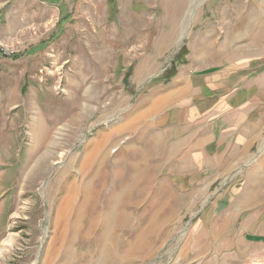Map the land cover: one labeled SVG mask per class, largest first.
<instances>
[{
  "label": "rangeland",
  "instance_id": "1",
  "mask_svg": "<svg viewBox=\"0 0 264 264\" xmlns=\"http://www.w3.org/2000/svg\"><path fill=\"white\" fill-rule=\"evenodd\" d=\"M234 1L251 0H171L162 9H142L140 2L121 9L116 0H97L96 8L53 25H34L25 8L3 12L0 264H196L193 249L210 214L224 204L217 199L225 187L217 180L202 184L208 177L200 169L192 172L197 183L184 184L166 157L157 159L154 145L144 147L153 128L140 129L139 118L131 119L189 52L204 47V61L214 70L222 61L219 52L232 53L234 10L224 5ZM257 14L262 17L264 9ZM46 127L52 129L44 138ZM101 133L106 145L92 161L89 150ZM73 178L105 181L89 203L99 210L109 206L114 188L129 185V216L121 231L109 224L99 243L95 236L75 240L70 229L62 231L56 205L62 184Z\"/></svg>",
  "mask_w": 264,
  "mask_h": 264
},
{
  "label": "crops",
  "instance_id": "2",
  "mask_svg": "<svg viewBox=\"0 0 264 264\" xmlns=\"http://www.w3.org/2000/svg\"><path fill=\"white\" fill-rule=\"evenodd\" d=\"M96 1L0 0V16L25 8L34 25H53L74 19L77 10L96 8ZM116 1L121 9L133 2L162 9L171 0ZM224 8L234 10L232 53L219 52L222 61L214 70L204 61V47L189 52L131 120L139 118L140 129L153 128L144 147L154 145L157 159L166 157L184 184L197 183L192 172L200 169L208 177L202 184L217 180L225 187L217 199L224 204L210 214L193 249L196 264H264V15L257 14L264 0L234 1Z\"/></svg>",
  "mask_w": 264,
  "mask_h": 264
},
{
  "label": "bare ground",
  "instance_id": "3",
  "mask_svg": "<svg viewBox=\"0 0 264 264\" xmlns=\"http://www.w3.org/2000/svg\"><path fill=\"white\" fill-rule=\"evenodd\" d=\"M81 77V76H80ZM82 80V79H81ZM78 84V81H77ZM80 84V83H79ZM69 98V97H68ZM69 100V99H68ZM67 104V103H66ZM65 105V104H64ZM66 106V105H65ZM74 106V104H73ZM72 107V106H71ZM77 107V106H76ZM62 110V108H61ZM64 111V110H63ZM55 113V111H54ZM63 113V112H62ZM62 113H60L61 115H63ZM56 114V113H55ZM66 114L67 111H66ZM65 114V115H66ZM72 114V113H71ZM59 115V114H58ZM55 116V115H54ZM71 115H69L70 117ZM64 118V117H62ZM57 120V119H56ZM125 120H123L122 122H124ZM57 122V121H55ZM131 122V121H130ZM127 123V122H126ZM126 123L124 125H122V129L124 130L126 127ZM129 123V122H128ZM54 126V125H53ZM52 129V127H51ZM51 129H49V127L43 129L42 132V136L44 138H47L51 132ZM114 132V131H113ZM116 132V131H115ZM118 133V132H117ZM102 136L100 138H98V140L93 142V149L89 150V158H92V161H94L95 156L99 154V151L101 152V146L103 145V143L105 144L106 142H104V138L105 137L103 135V133H101ZM40 135V133H39ZM38 135V136H39ZM98 135V134H97ZM37 136V138H39ZM109 138V137H108ZM107 138V139H108ZM97 139V138H96ZM100 139V140H99ZM94 140V139H93ZM106 140V139H105ZM108 142V140H107ZM108 144V143H107ZM106 145V144H105ZM91 146V145H90ZM105 147V146H104ZM103 151V150H102ZM125 152V151H124ZM124 154V153H123ZM102 155V154H101ZM140 155V154H139ZM118 156V155H117ZM86 157V156H85ZM138 157V155H136V158ZM125 159V158H124ZM134 159V158H133ZM140 159V158H139ZM142 159V158H141ZM109 160V159H108ZM116 160V159H115ZM126 160V159H125ZM138 160V159H137ZM87 161V159H86ZM84 161V162H86ZM113 161V160H112ZM124 161V160H123ZM135 161V160H134ZM142 161V160H141ZM115 163V162H114ZM119 163V162H118ZM117 163V164H118ZM127 163V162H125ZM130 163V162H129ZM128 164V163H127ZM137 164V163H136ZM120 165V164H119ZM129 165V164H128ZM133 165V164H132ZM90 166V165H89ZM92 166V165H91ZM90 166V167H91ZM100 166V165H99ZM103 166H104V162H103ZM89 167V168H90ZM118 167V166H117ZM121 167V166H119ZM125 167V165H124ZM129 167V166H128ZM131 167V166H130ZM134 167V166H133ZM143 167V164H142ZM82 168L84 170V168H88L87 166L82 165ZM137 168V167H136ZM154 168V167H153ZM81 169V168H80ZM100 169V168H99ZM98 169V170H99ZM125 169V168H123ZM131 169V168H130ZM101 170V169H100ZM134 170V169H133ZM140 170V169H139ZM125 171V170H124ZM153 171V170H151ZM82 173H84L83 171H81ZM89 172V171H88ZM99 172V171H98ZM114 172V171H113ZM149 172V171H148ZM103 173V172H102ZM155 173V171H154ZM96 174V173H95ZM100 174V173H99ZM104 174V173H103ZM134 174V173H131ZM108 175V173L106 174ZM121 175V174H120ZM86 176V175H85ZM84 176V177H85ZM98 176V175H97ZM104 176V175H103ZM122 176V175H121ZM132 176V175H129ZM128 176V177H129ZM139 176V175H138ZM141 176V175H140ZM107 177V176H106ZM105 177V178H106ZM109 177V176H108ZM113 177V176H112ZM148 177V176H147ZM155 177V175H154ZM83 178V177H82ZM96 178V177H95ZM114 178V177H113ZM120 178V176H119ZM132 178V177H131ZM140 178V177H138ZM76 179V178H75ZM73 178V180H70L64 184H62V187L65 186V190L62 192V195L60 196L59 200L57 201V205H56V224L57 225H61L62 227V231H65L67 229L71 230L72 233V237L76 239L79 238V236L84 237V239H88L91 238L93 236H95L96 238V242L99 243L101 239H103V235L107 230V226L109 224H111L114 228L115 231H121L124 227V219L127 218L129 216V214L127 215L128 212H126V217H125V207L128 205V199H129V193L127 192L129 189V185H127L126 183H122L120 184L118 187L114 188V190L111 192L109 198H108V203L109 206L105 209V210H99L96 208V206H92V208H89V203L92 200H97L101 189L104 188L105 186V181L102 182H91V181H87V180H75ZM97 179V178H96ZM129 179V178H128ZM135 179V178H134ZM95 180V179H94ZM136 180V179H135ZM143 180V179H142ZM145 180V179H144ZM134 182V181H133ZM138 182V181H137ZM155 182V181H154ZM54 183V182H53ZM58 183V182H57ZM111 183V182H110ZM134 184V183H133ZM162 184V183H161ZM64 185V186H63ZM138 185V184H137ZM140 185V184H139ZM142 185V184H141ZM146 186V185H145ZM138 188V186H136ZM143 187V186H141ZM159 187V186H158ZM109 188V187H108ZM151 188V187H150ZM157 188V187H156ZM134 189V188H133ZM140 189V188H139ZM149 189V188H148ZM158 189V188H157ZM137 190V189H136ZM135 190V191H136ZM160 191V189H158ZM52 191V190H51ZM157 191V192H159ZM131 192V191H129ZM55 193V191H54ZM147 193V192H145ZM144 193V194H145ZM151 193V192H150ZM155 193V191H154ZM153 193V194H154ZM53 194V193H52ZM51 194V195H52ZM128 194V195H127ZM132 194V193H130ZM139 195V193H135ZM142 194V192L140 193V195ZM152 194V195H153ZM146 195V194H145ZM148 195V193H147ZM132 197V196H131ZM140 198L142 197L139 196ZM148 197V196H147ZM151 197V196H150ZM153 197V196H152ZM155 197V196H154ZM133 198V197H132ZM136 198V197H135ZM144 198V197H143ZM132 201V200H131ZM133 202V201H132ZM131 202V203H132ZM139 202V201H138ZM146 202V201H145ZM142 204V203H140ZM139 204V205H140ZM133 205V204H132ZM134 206V205H133ZM136 207V205H135ZM143 207V206H142ZM147 207V206H146ZM155 208V207H154ZM142 209V208H141ZM132 210V209H131ZM140 210V209H138ZM144 210V209H142ZM148 210V209H147ZM153 210V209H152ZM85 211H89V214L87 215L85 213ZM154 213V212H153ZM151 213V215L153 214ZM153 216V215H152ZM124 218V219H123ZM153 218V217H152ZM151 218H149L150 220ZM85 220V223L83 225V221ZM126 222V221H125ZM149 222V221H148ZM147 222V223H148ZM127 223V222H126ZM128 224V223H127ZM125 224V226L127 225ZM111 226V227H112ZM155 226V223H154ZM153 226V227H154ZM131 227V226H130ZM150 227V225H149ZM127 228V227H125ZM148 228V226H147ZM142 229V228H141ZM140 229V230H141ZM113 230V231H114ZM139 230V231H140ZM62 231L61 234H62ZM143 231V230H142ZM141 231V232H142ZM68 232V231H67ZM120 233V232H118ZM66 234V232H65ZM67 235V234H66ZM65 239V237H64ZM63 239V240H64ZM83 239V238H82ZM93 239V238H92ZM112 240V239H111ZM91 241V240H90ZM111 242V241H110Z\"/></svg>",
  "mask_w": 264,
  "mask_h": 264
},
{
  "label": "water",
  "instance_id": "4",
  "mask_svg": "<svg viewBox=\"0 0 264 264\" xmlns=\"http://www.w3.org/2000/svg\"><path fill=\"white\" fill-rule=\"evenodd\" d=\"M184 32H185V29L182 31L181 38L183 37V35H184Z\"/></svg>",
  "mask_w": 264,
  "mask_h": 264
}]
</instances>
